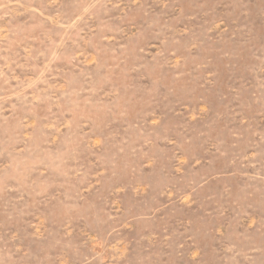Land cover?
<instances>
[{
    "label": "rangeland",
    "instance_id": "374dc122",
    "mask_svg": "<svg viewBox=\"0 0 264 264\" xmlns=\"http://www.w3.org/2000/svg\"><path fill=\"white\" fill-rule=\"evenodd\" d=\"M0 264H264V0H0Z\"/></svg>",
    "mask_w": 264,
    "mask_h": 264
}]
</instances>
